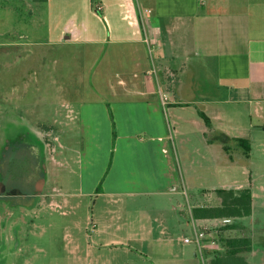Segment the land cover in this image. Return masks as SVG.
Returning a JSON list of instances; mask_svg holds the SVG:
<instances>
[{
    "label": "rangeland",
    "instance_id": "rangeland-1",
    "mask_svg": "<svg viewBox=\"0 0 264 264\" xmlns=\"http://www.w3.org/2000/svg\"><path fill=\"white\" fill-rule=\"evenodd\" d=\"M49 21L46 3L0 0V45L14 40L27 44L13 50L0 47V76L21 70L18 91L30 94L26 99H15L14 108L26 112L30 119L42 112L47 124L56 118L62 120L55 129L43 127L44 146L24 125L5 124L0 131V264H174L186 260V255L193 257L195 245L184 240L192 238L197 226L216 227V223L200 226L192 221L187 226L191 218L186 216V181L188 191L195 193L201 189L252 188L253 215L238 225L245 227L253 239L250 263L264 264V110L255 113L254 108L243 105H223L235 114L236 127L213 134L216 144L229 142L227 135L253 141L249 164L241 159L230 170L209 167L213 156L201 130L205 124L198 115L204 109L201 102L207 99L197 97L185 109L171 110L168 116L165 114V122L172 148L165 155L172 157V174L185 194L121 197L114 203L91 190L93 176L97 178L106 159L110 165L115 155L148 152L127 151L128 139L115 138L116 134L123 137L126 130H118L114 113V119L108 112L110 119L105 118V123L99 115L83 128L79 109L84 102H104L112 109L118 100L119 80L134 74L145 79L146 75L130 60L121 62L125 50L49 44ZM20 32L22 39L17 38ZM154 56V52L149 53L145 66L149 64L152 69ZM7 90L4 83L1 91ZM6 100L1 99L4 108ZM79 161L87 167L84 171ZM105 176L99 183L102 188ZM178 201L185 206L182 213L172 207ZM206 204L211 206L214 201L209 199ZM240 235L233 231L227 237Z\"/></svg>",
    "mask_w": 264,
    "mask_h": 264
},
{
    "label": "crops",
    "instance_id": "crops-1",
    "mask_svg": "<svg viewBox=\"0 0 264 264\" xmlns=\"http://www.w3.org/2000/svg\"><path fill=\"white\" fill-rule=\"evenodd\" d=\"M101 3L103 16L94 11L91 0H48L51 39L48 43L125 50L121 62L130 60L134 66L143 68L145 79H139L140 76L134 74L133 77L119 80L118 100L112 109L118 130H126L123 137L118 135L117 140L128 139L125 145L127 151L144 149L148 154L128 152L115 155L110 165V160L106 159L97 178L93 176L91 190L96 195L110 198L114 203L120 201L121 197L185 194V191L181 193L182 186L172 174V157L165 155L172 148L170 135L167 137L165 114L168 116L177 107L185 109L195 103L192 99L197 97L207 99L201 102L204 109L200 112L205 113L211 122L209 128L200 117L205 124L201 130H204L202 133L206 145L213 156L209 167L230 170L241 159L249 164L253 158L251 139L245 138L252 147L251 157L246 158L242 151L230 146L235 145V139L243 137L227 135V143L230 144L219 142L218 146L213 134L224 133L223 130L230 129L236 122L235 114L227 112L223 105H243L249 110L254 108L255 113L264 110V0L258 3H254V0H101ZM23 37L22 32L17 36L19 39ZM14 41L0 47L13 50L27 46ZM151 52L155 54L152 69L149 64L145 66ZM20 71L7 77L0 76V104L2 98H7V107L0 105V131L5 128V124L24 125L32 129L38 142L43 144V127L55 129L62 124V120L56 118L54 123L47 124L41 116L42 112L30 119L26 112L14 108L15 99H26L30 95L28 91H18L16 83L21 79ZM4 83L10 89L7 93L1 91ZM163 95L170 100L167 106L162 104ZM103 103L84 102L80 105L79 118L83 128L91 125L99 115L104 123L105 118L110 119L108 107ZM143 134L149 138H137ZM168 141L170 147H167ZM226 146L231 147L229 153L225 151ZM215 152L218 154L214 157ZM79 163L84 171L87 168L84 162ZM104 176L103 190L97 193ZM224 188L242 189L241 186ZM188 189L186 181V216L191 218L187 226L192 221L200 226L214 223V220H195L192 209L210 206L206 204L209 199L214 201L211 206H216L217 197L214 194L208 197L205 193L215 188L201 189L199 193ZM172 207L181 213L185 209L180 201ZM245 220L248 219L241 222ZM162 231L166 232V229ZM206 250L214 251L210 248ZM244 257L251 264L249 253L244 254ZM211 259L212 254H204L195 245L193 257L186 255V260H176L174 264H208Z\"/></svg>",
    "mask_w": 264,
    "mask_h": 264
},
{
    "label": "trees",
    "instance_id": "trees-1",
    "mask_svg": "<svg viewBox=\"0 0 264 264\" xmlns=\"http://www.w3.org/2000/svg\"><path fill=\"white\" fill-rule=\"evenodd\" d=\"M37 2L47 3L48 0H36ZM92 8L94 11L103 16L101 7V0H91ZM111 118L114 119L113 112L110 106H108ZM199 116L203 119L207 127H211V122L208 116L199 112ZM115 122L113 126H115ZM117 138V134L115 135ZM235 145L240 149L246 158L251 157L252 147L250 141L245 138L235 139ZM229 146L225 147V151L229 153ZM103 190L102 183L97 188V193H101ZM217 197L216 206H202L192 209V215L195 220H219L224 218L235 219V224L225 227L222 231L234 230L239 231L240 236L234 238H227L225 242V250H214L210 252L205 250L204 254H212V259L208 264H249L244 254H248L252 251L253 239L251 233L247 232V229L240 224L241 220L249 219L253 215L254 211V196L251 187L242 189H226L218 188L212 191Z\"/></svg>",
    "mask_w": 264,
    "mask_h": 264
},
{
    "label": "built area",
    "instance_id": "built-area-1",
    "mask_svg": "<svg viewBox=\"0 0 264 264\" xmlns=\"http://www.w3.org/2000/svg\"><path fill=\"white\" fill-rule=\"evenodd\" d=\"M162 104L167 106L170 102L167 96H162ZM216 223V224H215ZM216 227H201L198 226L195 228V234L192 238L187 237L184 242L186 244H195L199 251L204 252L206 249L210 248L212 250H225V242L227 234L231 230L222 231L225 227L235 224V219L233 218H224L219 220H214Z\"/></svg>",
    "mask_w": 264,
    "mask_h": 264
}]
</instances>
